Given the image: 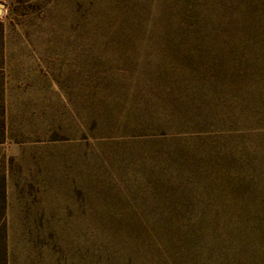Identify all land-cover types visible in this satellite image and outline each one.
I'll list each match as a JSON object with an SVG mask.
<instances>
[{
  "label": "rangeland",
  "instance_id": "obj_1",
  "mask_svg": "<svg viewBox=\"0 0 264 264\" xmlns=\"http://www.w3.org/2000/svg\"><path fill=\"white\" fill-rule=\"evenodd\" d=\"M0 264H264V0H0Z\"/></svg>",
  "mask_w": 264,
  "mask_h": 264
}]
</instances>
